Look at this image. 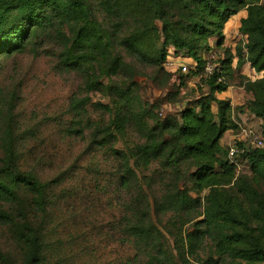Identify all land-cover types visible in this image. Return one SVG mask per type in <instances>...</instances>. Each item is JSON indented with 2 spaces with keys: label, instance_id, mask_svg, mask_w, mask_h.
<instances>
[{
  "label": "trees",
  "instance_id": "obj_1",
  "mask_svg": "<svg viewBox=\"0 0 264 264\" xmlns=\"http://www.w3.org/2000/svg\"><path fill=\"white\" fill-rule=\"evenodd\" d=\"M98 6L111 23L107 27L95 17L89 0H0V56L34 50L44 37L58 43L60 65L80 76L83 91L109 98L108 104L94 105L108 121L97 128L91 145L113 144L129 126L144 139L128 151L113 150L121 162L122 185H138L132 166L159 163L165 173L177 175L183 170L190 185L176 184L168 193L172 211H197L206 193L203 210L196 214L202 219L195 226L212 241L214 255L237 264H264V148L235 144L244 150L246 175L228 159L230 148L221 144L226 133L240 132L234 116L245 111L260 121L264 137V0H98ZM241 13L236 30L244 43L224 48V29ZM212 38L217 39L214 49L223 53L215 61L217 69L206 75L205 55L214 51ZM123 52L162 75L153 84L168 90L164 97L151 104L139 98L134 67ZM170 52L185 55L183 61L191 62L185 78L205 77L207 92L186 100L183 77L168 89L173 74L166 72L164 64ZM245 64L262 77L252 81L238 75V86L251 99L232 107L216 94L228 90L234 72H241ZM87 103V98L75 99L70 107L85 111ZM165 103L183 107L163 117L160 109ZM47 188L36 175L18 168L14 143L9 142L0 158V225L16 232L23 264L44 263L40 235L32 222L46 217ZM127 231L141 243L160 237L150 220L138 219ZM157 254H164L161 247ZM167 261L174 264L172 259Z\"/></svg>",
  "mask_w": 264,
  "mask_h": 264
},
{
  "label": "rangeland",
  "instance_id": "obj_2",
  "mask_svg": "<svg viewBox=\"0 0 264 264\" xmlns=\"http://www.w3.org/2000/svg\"><path fill=\"white\" fill-rule=\"evenodd\" d=\"M89 2L97 20L109 26L98 0ZM240 16L230 19L224 29V48L244 43L236 30ZM216 40L210 41L213 49ZM59 53L58 43L44 37L34 50L0 56V158L4 157L6 145L14 143L18 168L33 173L48 185L46 217L34 218L32 222L40 235L43 264H167L169 259L174 264H237L227 257L215 256L212 241L196 231L195 224L202 219L196 218V214L203 210L206 193L201 195L197 211L190 214L175 213L167 203L166 197L173 187L177 184L181 188L187 183L183 170L177 175L165 173L159 163L148 168L132 166L138 185H122L121 162L113 150L128 151L144 139L129 126L125 136L115 143L101 148L91 145L97 128L108 121L94 105L108 104L109 98L99 92H84L80 76L60 65ZM219 53L223 50L214 49L205 55L208 64L215 65ZM122 55L134 67V81L139 85L142 101L151 104L167 94V89L153 84L157 70L130 60L125 52ZM184 56L168 54L164 68L173 74L168 89L173 84L177 86L178 78H185L189 72L181 71V65L189 70L191 64L181 61ZM204 78L184 79L182 95L186 100L192 101L207 92ZM161 79L162 75H158L157 81ZM239 83L229 82V96L232 92L234 97L242 96L237 93ZM85 98V111L81 106L77 111L71 110L73 100ZM182 107L183 104L165 103L160 114H175ZM247 119L236 136L229 133L224 140L226 148L241 143L243 148L253 149L257 148L255 137L264 139L260 121L252 116ZM236 161L238 172L249 174L246 161ZM191 196L195 198L193 193ZM138 219L150 220L160 237L151 236L144 243L137 241L127 229ZM160 247L164 254H157ZM0 264H23L16 232L2 225Z\"/></svg>",
  "mask_w": 264,
  "mask_h": 264
},
{
  "label": "crops",
  "instance_id": "obj_3",
  "mask_svg": "<svg viewBox=\"0 0 264 264\" xmlns=\"http://www.w3.org/2000/svg\"><path fill=\"white\" fill-rule=\"evenodd\" d=\"M241 16H240V18L241 17H243L244 16V13H241L240 14ZM237 26H238V24H237ZM215 39V38H214ZM211 41V40H210ZM210 44H211V42H210ZM211 46H212V44H211ZM213 47V46H212ZM230 46H228L227 48H229ZM183 60H185V59H183ZM182 60V61H183ZM235 66H236V60L234 61V64H233V68L235 69ZM238 75H242V76H245V77H247V78H249L250 80H252V81H255V80H257V79H260L261 77H262V73H256L254 70H252L251 68H250V65L249 64H245L243 67H242V69H241V72H234V79H233V81L234 82H236L237 81V76ZM232 87V86H231ZM231 87H229L228 88V90L226 91V92H224V93H222V94H216V97L218 98V99H223V100H229L230 101V104H231V106L232 107H237V106H242V105H244L245 103H246V101L247 100H250L251 98H250V96L248 95H246V93L244 92V90H243V88H241V87H237L238 89V92L237 93H240V94H242V96L241 97H234V92H232L231 94H230V96H229V93H230V88ZM236 96V95H235ZM246 96V97H245ZM240 98V99H239ZM241 101V102H240ZM247 116H252V115H250L249 113H247L246 111H245V113H243V114H237V115H235L234 117H235V119H237L238 120V122H239V125H240V127H242L241 125H242V122H245V120H248L247 119ZM253 117V116H252ZM259 121V120H258ZM241 122V123H240ZM246 125H248V124H246ZM229 133L230 132H228V133H226L225 134V136H224V138L221 140V144H222V146H224V140L229 136ZM235 136V135H234ZM230 137H231V135H230Z\"/></svg>",
  "mask_w": 264,
  "mask_h": 264
},
{
  "label": "built area",
  "instance_id": "obj_4",
  "mask_svg": "<svg viewBox=\"0 0 264 264\" xmlns=\"http://www.w3.org/2000/svg\"><path fill=\"white\" fill-rule=\"evenodd\" d=\"M170 63V62H168ZM167 63V64H168ZM181 71L186 73L188 72V66L186 65H181ZM217 65H210V64H207L205 66V69H204V73L206 75H211L213 73V71H215L217 69ZM254 141V144H256V147L257 148H264V139H261L259 137H255L253 139ZM244 153V150L243 149H239L237 147H231L229 149V153H228V159L230 160L231 163H233L234 165L238 166V163L236 161L237 158H241V155Z\"/></svg>",
  "mask_w": 264,
  "mask_h": 264
}]
</instances>
